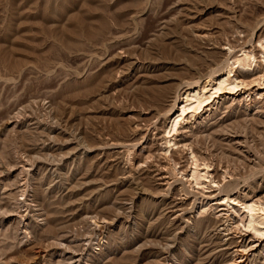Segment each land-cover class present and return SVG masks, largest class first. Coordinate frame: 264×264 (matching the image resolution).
I'll return each instance as SVG.
<instances>
[{"label":"rangeland","instance_id":"1","mask_svg":"<svg viewBox=\"0 0 264 264\" xmlns=\"http://www.w3.org/2000/svg\"><path fill=\"white\" fill-rule=\"evenodd\" d=\"M263 14L264 0H0V264H230L218 215L145 159L175 83L258 45ZM246 130L239 160L225 150L241 190L264 185V129Z\"/></svg>","mask_w":264,"mask_h":264},{"label":"bare ground","instance_id":"2","mask_svg":"<svg viewBox=\"0 0 264 264\" xmlns=\"http://www.w3.org/2000/svg\"><path fill=\"white\" fill-rule=\"evenodd\" d=\"M263 33L258 36V45L254 38L246 41L241 48L242 56H233L234 61L228 63L226 70H219L215 64L216 68L210 67L205 79L183 78L178 85L175 83L178 92L167 110L169 122L161 128L162 124L154 126L159 131L160 143L154 144L155 153L148 151L145 159L146 164L149 161L156 167L162 186L172 188L174 180L195 189L196 194L191 191L192 195L201 197V202L196 204L199 217L209 213L218 215L220 231L228 232L226 245L237 241L230 248L234 257L230 264H264V185L245 190L234 186L231 181L236 177L228 165L232 156H226L227 150H233L238 155L234 158L239 160L248 148L246 129L257 124L264 129ZM229 46V50L234 49ZM161 112L158 114L164 115ZM150 125L146 126L147 131ZM184 192L181 190V200L176 204L180 220L189 213V194Z\"/></svg>","mask_w":264,"mask_h":264}]
</instances>
